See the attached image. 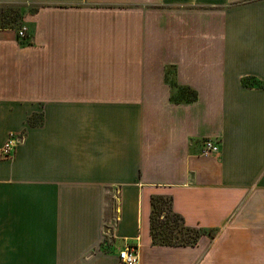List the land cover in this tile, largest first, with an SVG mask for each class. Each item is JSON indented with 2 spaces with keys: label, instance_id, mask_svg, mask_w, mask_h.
Returning a JSON list of instances; mask_svg holds the SVG:
<instances>
[{
  "label": "crops",
  "instance_id": "obj_1",
  "mask_svg": "<svg viewBox=\"0 0 264 264\" xmlns=\"http://www.w3.org/2000/svg\"><path fill=\"white\" fill-rule=\"evenodd\" d=\"M12 135L0 264H264V0H0ZM161 197L195 245L154 244Z\"/></svg>",
  "mask_w": 264,
  "mask_h": 264
},
{
  "label": "trees",
  "instance_id": "obj_2",
  "mask_svg": "<svg viewBox=\"0 0 264 264\" xmlns=\"http://www.w3.org/2000/svg\"><path fill=\"white\" fill-rule=\"evenodd\" d=\"M178 89L188 92L191 97L183 96L182 99H176V97H174V99L177 101H192L196 98V94L189 88ZM159 202L165 204L166 208L161 209V207L158 206L160 204ZM153 206L154 209L151 216V233L154 244L174 247L193 246L198 242L199 238L206 233L204 230L194 229L186 226L182 216L176 214L173 211V202L171 198H154ZM159 211L164 214V218L166 220L160 221ZM158 228L163 229V232L159 233Z\"/></svg>",
  "mask_w": 264,
  "mask_h": 264
},
{
  "label": "built area",
  "instance_id": "obj_3",
  "mask_svg": "<svg viewBox=\"0 0 264 264\" xmlns=\"http://www.w3.org/2000/svg\"><path fill=\"white\" fill-rule=\"evenodd\" d=\"M18 37L21 41L28 39V28L22 27L18 31ZM22 137L12 135L6 142L4 147L0 149V157L2 159L12 160L15 157L16 150L20 144ZM221 145L214 139H206L203 142L201 154L202 156H211L220 152ZM120 264H139L140 254L137 247L128 246L120 250L118 253Z\"/></svg>",
  "mask_w": 264,
  "mask_h": 264
},
{
  "label": "rangeland",
  "instance_id": "obj_4",
  "mask_svg": "<svg viewBox=\"0 0 264 264\" xmlns=\"http://www.w3.org/2000/svg\"><path fill=\"white\" fill-rule=\"evenodd\" d=\"M6 13L8 14H13L15 17H18L19 16V8L16 7V8H13V9H7V11H5ZM183 94V95H182ZM191 97V95L188 93V92H184L182 89L179 90V89H176L174 91V97H176V99H182V97ZM160 204L158 205L159 207L162 208H166V205L165 204H162V202H159ZM159 216H160V221H163V220H166L164 218V214H162V212L159 211ZM158 232L159 233H162L163 232V229L161 228H158Z\"/></svg>",
  "mask_w": 264,
  "mask_h": 264
}]
</instances>
